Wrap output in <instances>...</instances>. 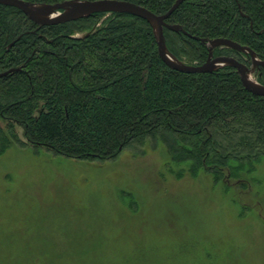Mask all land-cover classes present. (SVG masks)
<instances>
[{
    "label": "trees",
    "instance_id": "trees-1",
    "mask_svg": "<svg viewBox=\"0 0 264 264\" xmlns=\"http://www.w3.org/2000/svg\"><path fill=\"white\" fill-rule=\"evenodd\" d=\"M55 4L67 0H25ZM155 14L175 0H126ZM163 28L169 51L190 65L209 47L195 39H231L264 60V0H184ZM14 44L10 46V43ZM247 66L249 55L215 46ZM18 68V70L11 71ZM0 151L27 144L57 155L115 160L164 144L169 171L209 175L225 191L248 190L264 159V96L249 91L233 66L186 73L161 58L152 27L129 13L98 12L38 25L0 4ZM254 77L264 85V65ZM22 131L20 139L17 129Z\"/></svg>",
    "mask_w": 264,
    "mask_h": 264
},
{
    "label": "rangeland",
    "instance_id": "rangeland-1",
    "mask_svg": "<svg viewBox=\"0 0 264 264\" xmlns=\"http://www.w3.org/2000/svg\"><path fill=\"white\" fill-rule=\"evenodd\" d=\"M144 149L111 161L0 151V264H264V159L248 190L225 191L204 173L176 177L164 144Z\"/></svg>",
    "mask_w": 264,
    "mask_h": 264
},
{
    "label": "water",
    "instance_id": "water-1",
    "mask_svg": "<svg viewBox=\"0 0 264 264\" xmlns=\"http://www.w3.org/2000/svg\"><path fill=\"white\" fill-rule=\"evenodd\" d=\"M183 1L184 0H175L172 6L163 14H155L141 5L126 0H67L55 4L29 2L25 0H0V4L19 8L40 26L65 23L79 18L88 17L98 12H120L132 14L143 18L150 23L158 52L163 61L171 68L186 73H208L223 66H233L249 91L256 95L264 96V85L258 83L254 78H252V80L250 77L257 65H264V60H259L255 52L247 46L241 45L227 38H215L207 41L205 38L192 36L195 39H199L201 42H205L209 47L208 56L205 62L199 65L184 63L169 51L166 45L163 28L165 27L175 32H185L180 25H171L166 22V19L170 14ZM13 44L14 41L10 43V46ZM218 45L227 46L249 55L252 61V66L249 67L228 56L213 57L211 50ZM14 70H18V68L12 69L10 72ZM7 73V71L0 73V77L5 76Z\"/></svg>",
    "mask_w": 264,
    "mask_h": 264
},
{
    "label": "flooded vegetation",
    "instance_id": "flooded-vegetation-1",
    "mask_svg": "<svg viewBox=\"0 0 264 264\" xmlns=\"http://www.w3.org/2000/svg\"><path fill=\"white\" fill-rule=\"evenodd\" d=\"M233 58V57H232ZM235 59V58H234ZM237 60V59H236ZM251 60V59H250ZM251 63H252V61H251ZM252 65H250L249 67H251Z\"/></svg>",
    "mask_w": 264,
    "mask_h": 264
},
{
    "label": "bare ground",
    "instance_id": "bare-ground-1",
    "mask_svg": "<svg viewBox=\"0 0 264 264\" xmlns=\"http://www.w3.org/2000/svg\"><path fill=\"white\" fill-rule=\"evenodd\" d=\"M250 77H251V79L253 78V76L252 75H250ZM253 80V79H252Z\"/></svg>",
    "mask_w": 264,
    "mask_h": 264
}]
</instances>
